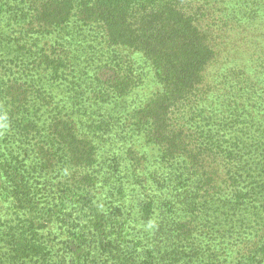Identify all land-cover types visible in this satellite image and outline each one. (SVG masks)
Wrapping results in <instances>:
<instances>
[{
	"label": "rangeland",
	"instance_id": "1",
	"mask_svg": "<svg viewBox=\"0 0 264 264\" xmlns=\"http://www.w3.org/2000/svg\"><path fill=\"white\" fill-rule=\"evenodd\" d=\"M53 1L0 0V85L19 84L18 90L13 89L14 96L22 99L23 94L36 108L39 124L47 125L55 116L68 120L74 136L93 146V163L86 168L67 166V169L66 163H57L61 157L56 152L49 163L52 169L40 172V167L35 166L39 162L38 148L49 150L53 146L52 151H56L57 142L60 145L61 142L53 140L46 129L26 125L27 121L20 129H12L17 115L14 118L9 115L16 114L18 103L3 109L0 104V159L16 157L34 167L36 182L48 186L42 197L46 203L58 204L72 178L88 177L94 182L89 186L92 203L111 213L113 228L124 230L121 244L125 250L133 251L130 246L136 245L144 258L151 251L158 263L174 264L168 256L179 247L184 252L179 264H245L254 256H260L264 264V253L260 252L264 249V199L250 197L246 201L250 206L237 212L223 207L233 197L223 161L216 163L221 174L217 195L211 200L213 204L197 215L188 240L173 232L174 221L188 223V218L180 215V211L172 214L161 206L172 200V196L158 191L159 185L171 183L157 185L154 181H167L169 170L161 162L158 148L147 143L140 127L135 125V111L163 91L152 62L139 49L110 44L100 23L82 22L75 13L71 12L60 26L46 24L45 6ZM202 1L209 10L206 20L212 28L215 51L214 61L207 70L208 81L214 89L226 87L228 82L220 84L225 81L219 77L220 72L238 67L253 75L259 86L263 85L264 0ZM42 54L59 61L58 67L50 66L43 57L40 60ZM11 106L15 108L9 110ZM217 108L216 102L213 103V112L218 113ZM252 112L260 117L264 110ZM18 113L28 116V112L22 113V105ZM242 139L244 144H239L242 150L236 151L241 158L240 170H249L255 177L246 178L244 173L238 187L262 191L264 150L254 151L258 145L248 137ZM246 143L253 149L244 148ZM1 186L0 170V232L5 227H20L27 215L14 205ZM151 198L157 205L147 216L143 205ZM64 210L67 217H53L37 231L51 250L52 264L74 262L76 247L71 250L69 241L84 227L88 215V211L72 201H66ZM81 250V262L87 258L94 264L106 262L103 252ZM25 264L39 263L26 261Z\"/></svg>",
	"mask_w": 264,
	"mask_h": 264
},
{
	"label": "trees",
	"instance_id": "2",
	"mask_svg": "<svg viewBox=\"0 0 264 264\" xmlns=\"http://www.w3.org/2000/svg\"><path fill=\"white\" fill-rule=\"evenodd\" d=\"M45 8L46 24L60 26L71 12L75 13L82 22L100 23L110 44H124L139 49L152 62L163 91L135 111V125L140 127L147 143L158 148L160 160L169 170L167 181H154L157 185L171 183L170 186L159 185L158 191L169 192L172 196V200L161 206L172 214L180 211V215L188 218V223L174 221L173 232L188 240L197 215L213 204L211 200L217 195V182L221 175L216 164L218 161L226 165L225 177L233 193L231 201L226 204L228 206L223 207L237 212L250 206L246 202L250 197L264 199V189L260 191L249 187L242 190L238 187L244 173L249 179L255 176L249 170H240L241 158L236 153L242 150L239 145L244 144L242 137H248L254 145H258L254 151L264 150V112L260 117L252 112L264 110V84L259 86L257 81L254 82L253 75L238 67L220 72L219 77L225 80L220 84L228 82L226 87H215V90L208 81L207 70L214 61L215 51L210 34L212 28L206 20L209 10L204 7L202 0H54ZM42 57L50 66L58 67L59 61L45 54L40 60H43ZM17 85L16 82L0 85V104L4 105L2 109L18 103L16 114L9 115L12 118L17 115L12 129H20L22 123L27 121L26 125L33 124L37 129H46L53 140L61 142V145L57 142L56 151H52V144L49 150L39 147L38 154L34 149L39 156L36 168L40 167V172L51 170L49 163L56 152L61 157L57 163H66V167L91 166L93 146L86 140L76 138L71 124L64 118L55 116L47 125L39 124L36 108L25 100L26 97L23 98L22 94V99L15 98L13 89L18 90ZM117 89L120 87L117 86ZM257 95H260L258 101L255 100ZM215 102L218 113L213 112ZM21 105L22 113L28 112V116L18 113ZM12 108L15 107L11 106L9 110ZM223 113H228V116ZM244 148L253 149L248 143ZM0 170L4 193L28 215L20 227L9 226L0 232V264H25L26 261L52 264L51 250L46 241L39 238L37 231L52 221L53 217H67L64 210L66 201L78 203L82 210L88 211L86 224L69 241L71 250L76 247L72 264H94L90 263L89 258L81 262V248H91L106 254L104 264L107 261H111V264H161L151 251L149 257L144 258L143 253L136 250V245L130 246L133 251L125 250L121 244L124 242V230L113 228L111 213L92 203L89 186L94 182L88 177L79 178L73 174L78 180L72 178L67 192L59 197L60 202L51 204L42 198L48 186L36 182L34 167L30 168L23 159L21 163L16 157H4L0 159ZM260 175L264 177V172ZM156 203L153 198L145 202V215H149ZM255 215L259 214L256 212ZM260 252L263 254L264 249ZM183 256L184 252L177 247L168 257L174 264H179ZM261 259L260 256H254L245 264H263Z\"/></svg>",
	"mask_w": 264,
	"mask_h": 264
}]
</instances>
